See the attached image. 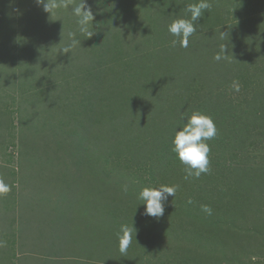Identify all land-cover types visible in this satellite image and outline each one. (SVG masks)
<instances>
[{
  "label": "rangeland",
  "instance_id": "rangeland-1",
  "mask_svg": "<svg viewBox=\"0 0 264 264\" xmlns=\"http://www.w3.org/2000/svg\"><path fill=\"white\" fill-rule=\"evenodd\" d=\"M193 2L85 0V37L80 0L51 15L0 0V180L11 189L0 195V264H264V0H212L185 48L167 25ZM221 44L228 59L216 61ZM237 106L256 133L243 138L244 173L210 158L207 174L185 179V165L157 157L182 114L223 118L230 135ZM160 185L176 194L162 217L146 216L138 194ZM123 225L136 229L126 254Z\"/></svg>",
  "mask_w": 264,
  "mask_h": 264
},
{
  "label": "clouds",
  "instance_id": "clouds-1",
  "mask_svg": "<svg viewBox=\"0 0 264 264\" xmlns=\"http://www.w3.org/2000/svg\"><path fill=\"white\" fill-rule=\"evenodd\" d=\"M34 2L37 6H41L43 11L51 15L58 9H67L72 0H34ZM212 6V0H195V2L185 5V12L189 14L188 18H175L167 25L168 32L175 37H179L181 47L186 48L188 46L190 37L197 31V20ZM72 14L77 18L79 31L84 33L85 37H91L94 34L91 28L94 17L91 9L86 6L85 0H80L79 4L72 7ZM219 29V39L223 41L225 35L228 37V33L221 32ZM69 36H74V34L69 33ZM74 43H79V41L74 40ZM176 43L177 41H172L173 46ZM62 50L68 52L69 48ZM227 53L226 44H221L219 52L213 58L216 61L227 60ZM232 88L235 92H239V83L233 82ZM178 123H182L183 126L174 130L171 150L176 154L177 159L185 165V179L189 177L198 179L202 174H207L210 171V146L207 141L216 137L217 128L210 116L198 110L193 111L188 116L182 114ZM10 190V186L0 180V195L8 193ZM122 191L127 194V186H122ZM176 191L177 187L171 185L142 188L138 194V199L144 205L143 214L153 218L162 217L165 212V201L169 196L174 197ZM187 202L191 204L192 200L189 199ZM200 208L205 214L212 215L213 210L209 205L202 204ZM135 232L136 229L133 225H123L121 227L117 236L118 249L121 254L127 253L128 248L135 239ZM5 244V241L0 240V247H4Z\"/></svg>",
  "mask_w": 264,
  "mask_h": 264
},
{
  "label": "trees",
  "instance_id": "trees-1",
  "mask_svg": "<svg viewBox=\"0 0 264 264\" xmlns=\"http://www.w3.org/2000/svg\"><path fill=\"white\" fill-rule=\"evenodd\" d=\"M68 9V8H67ZM45 15V14H44ZM20 23V22H19ZM72 31V30H71ZM236 109L233 110L232 113H230V119L227 124V126H230L229 132L227 134L230 135H223L220 136V130H222V126H225L223 123V118L219 120L218 122H214L215 126L217 128V135L214 139L207 141L208 144L216 146V148L213 149L212 153H209V159L214 158L215 159V167L216 171H219V167L222 170H228L230 168V172L232 175H239L244 173V165L241 163L243 161V148L246 147L245 143H243V138H249L254 137L256 135L255 131H252L250 129L251 126L254 127L253 121L250 120L249 116L252 115L251 113H244L245 110L240 111V107H235ZM200 111L204 113V110H200V108L197 109V107L192 108L191 113L193 111ZM190 113V114H191ZM257 114L253 115V119L257 120L261 118V116H255ZM179 125V124H177ZM179 126H177L178 128ZM255 128V127H254ZM218 137V138H217ZM172 135H169L167 139L161 140V144L156 149L155 153L158 155L157 157L167 159V167L170 165L174 166V169L176 170V165L181 166V162L177 159L176 154L172 152ZM229 139V140H228ZM167 140V141H166ZM234 142V146L232 144ZM230 145V160L227 162H219L220 154L223 153V150L227 149ZM242 148V154L240 153V150ZM242 158V159H241ZM162 160V159H161ZM178 163V164H177ZM235 164V165H233ZM183 165V164H182ZM233 165V166H232ZM231 166V167H230ZM149 175L153 177L154 169L149 167L147 170ZM225 172V171H224ZM222 172V173H224ZM230 174V175H231Z\"/></svg>",
  "mask_w": 264,
  "mask_h": 264
}]
</instances>
